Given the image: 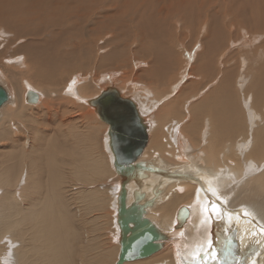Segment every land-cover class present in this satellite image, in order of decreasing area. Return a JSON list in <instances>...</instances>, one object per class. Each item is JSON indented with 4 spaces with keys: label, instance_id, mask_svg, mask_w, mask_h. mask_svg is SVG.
<instances>
[{
    "label": "bare ground",
    "instance_id": "obj_1",
    "mask_svg": "<svg viewBox=\"0 0 264 264\" xmlns=\"http://www.w3.org/2000/svg\"><path fill=\"white\" fill-rule=\"evenodd\" d=\"M234 1L242 0H225L231 8ZM77 2L82 5L71 8ZM189 2L4 0V6L22 15L35 10L38 21L30 20L36 24L45 15V22L24 36L41 40L48 55L44 65L34 43L23 46L0 27V41L7 37L6 52L14 53L6 59L3 71L20 91L19 98L9 92L0 75V84L9 94L0 108V264H116L121 181L108 145V124L99 119L93 104L102 93L134 103V114L146 130V144L138 160L151 162L168 175L151 171L140 188L133 181L125 186L126 204L140 190L143 197L138 199L148 204L145 217L168 232L169 238L156 253L122 264H264V0H246L241 5L247 12L244 17L240 11L220 15L208 1L190 10L188 5L194 1ZM131 11L137 19L134 26L141 31L133 37L138 43L133 49L114 27L119 17L127 19ZM0 12V23L8 20L6 27H22L11 15ZM171 19L178 20L179 26L172 22L173 36L169 37L163 30ZM204 20L209 25L205 34L200 31V37L196 28ZM231 23L248 27L240 29L234 42L228 31ZM105 29L116 34L105 37L100 46L104 50L97 52L99 44L89 43L99 41L97 36ZM126 29L135 35L134 28ZM152 34L160 37L159 44L148 40ZM199 38L201 64L197 62L190 70L199 75V81L185 84L176 93V83L187 71L181 69L171 80L170 75L181 68V58L176 62L179 47L173 46ZM231 48L234 50L227 55ZM91 50L96 53L89 54ZM190 53L184 54L186 68ZM148 55L157 61L146 70L130 67V61ZM230 55L237 57L238 67L231 64V57L227 59ZM89 59L97 63L93 75H71L73 69L86 70ZM140 65L137 61L136 67ZM126 67L129 71L123 75L125 82L130 81L131 93H125L114 77L118 69ZM101 76L106 79L98 84ZM158 77L159 81L153 80ZM65 80L68 84L60 88ZM141 82L161 89V101L173 91L176 95L160 107V100L153 98L155 91L142 89ZM110 87L118 96L108 91ZM29 95L34 101H27ZM44 99L46 104H42ZM49 99L65 102L54 105ZM181 100L186 103L180 104ZM69 104L87 108L91 119L83 118L85 114L73 115ZM39 105V113L33 114ZM4 145L8 151L4 152ZM103 180L110 185L102 186ZM78 184L82 186L75 191ZM213 206L221 212L216 213ZM107 207L112 214L105 223L100 213L108 211ZM180 207L187 208L188 214L175 230ZM107 228L106 242L98 243L97 236ZM87 233L91 238L85 237Z\"/></svg>",
    "mask_w": 264,
    "mask_h": 264
},
{
    "label": "water",
    "instance_id": "obj_2",
    "mask_svg": "<svg viewBox=\"0 0 264 264\" xmlns=\"http://www.w3.org/2000/svg\"><path fill=\"white\" fill-rule=\"evenodd\" d=\"M108 91L118 96L114 88L110 87ZM26 99L34 101L35 97L29 95ZM8 100L9 94L5 86L0 84V108ZM114 101H118L119 104H112ZM93 104L99 119L108 124V145L114 156L113 166L121 181L117 212L120 252L116 264H122L125 261L145 258L156 253L164 247L169 238L168 232L160 230L145 217L144 213L148 204L138 199L143 197L140 190L136 193V189L131 203L126 204L125 186L129 181H133L140 188L151 171H156L161 175H167V173L157 169L151 162L138 160L146 144V130L144 125L138 123L141 119L134 114V103L120 96L114 100L112 96L109 97L102 93L96 100H93ZM117 105L119 109H116ZM174 176L192 179L186 175ZM187 214V208H179L175 230L182 226Z\"/></svg>",
    "mask_w": 264,
    "mask_h": 264
},
{
    "label": "rangeland",
    "instance_id": "obj_3",
    "mask_svg": "<svg viewBox=\"0 0 264 264\" xmlns=\"http://www.w3.org/2000/svg\"><path fill=\"white\" fill-rule=\"evenodd\" d=\"M191 1H194V2H191V4H190V2ZM200 1H202V0H197V2H195V0H187V2H189V4L190 5H188L189 6V8L188 9H190V10H192V8L194 7V6H196V7H202L203 6V4H205V5H207V1H208V4L209 5H211L210 7L211 8H213L214 7V11L215 12H217L218 14H220V15H222V14H224V13H228V14H230V13H235V12H237V11H240L241 12V14H242V17H244L245 15H246V10H244V6L242 7L241 5H244V2L246 1V0H242L241 2H239V3H237V2H233L232 3V8L230 7V5L228 4V3H226L225 2V0H204V1H202L203 2V4H202V2H200ZM215 1H218V2H215ZM220 1V2H219ZM205 2V3H204ZM195 4V5H193V4ZM200 3V4H199ZM212 3V4H211ZM3 4H5L4 3V0H0V5H2V7L0 6V11H5V14H3V15H11V17L14 19V21L16 22V21H19L20 22V24L22 23L23 25H22V27L21 26H14V25H12V27L10 26V25H8V27H6L5 25H6V21H8V20H5L3 23H0V27L3 29V30H5L6 29V32H9V34H11L13 37H15L14 39V41H19L23 46H25V45H27V44H31V43H34V48L36 49V51L40 54V59H41V61H43V63H44V65H45V59H46V57H47V55H48V53L46 52V50H45V48H44V44H43V42L41 41V40H39V39H37V38H35V41H34V39H32V40H30V38L29 37H25L24 35H26V33H27V31H29V30H32V31H34V29L37 27V24L38 25H40V23H43V22H45V19L46 18H44L45 17V15L44 16H42L41 18H39V22L36 24L35 22H31V18H34L33 20H36V21H38V19L36 18V16H37V12L35 11V10H32L30 13H27L26 15H22V13H21V11H18V10H12L11 11V8L10 7H8V6H4ZM202 4V5H201ZM221 4V5H220ZM234 4H236V5H234ZM16 5H17V3H16ZM80 5H82V4H80V3H75V4H73V5H71V8L72 7H74V6H80ZM205 5H204V9H205ZM221 6V7H220ZM238 7H240L239 9H238ZM224 8V9H223ZM20 10H21V8H19ZM73 10H76V11H78V9H73ZM219 10V11H218ZM242 10V11H241ZM174 11V10H173ZM213 11V10H212ZM212 11H211V13H212ZM222 11V12H221ZM7 12H8V14H7ZM66 12H68V11H66ZM132 12H134V11H131V12H129V13H127L129 16H128V18L127 19H125V18H121V17H119L118 18V21L115 23V26L114 27H116V29H115V31L118 29V32H119V34H123L122 36H126L125 37V39H129V40H127V43H129V45H133V47H132V49L133 48H136L137 46H138V43H136L135 44V40L133 39V37H136L137 36V34H139V32H141L138 28H136L135 26H134V21H136L135 23L137 24V19H136V16H133V14H132ZM246 12V13H245ZM0 13H2V12H0ZM216 13V14H217ZM131 14V15H130ZM2 15V16H3ZM80 15V17L82 18V16H83V13H81V14H79ZM88 15V13L85 15L84 14V17L83 18H85L86 16ZM10 17V16H9ZM21 17V18H20ZM16 19V20H15ZM122 20V21H121ZM172 20V21H171ZM170 21H169V27H165L164 28V30H163V35L165 34L166 36H173L172 35V32H171V29H170V26H171V24H172V22H175L177 25L179 24V22H178V20H174V19H171ZM41 21V22H40ZM121 21V22H120ZM177 21V22H176ZM206 21V22H205ZM120 22V23H119ZM199 22V24L197 25V28H196V31H197V33L200 35V37L201 36H203L202 34H200V31L202 30V32L205 34V32H206V27H207V25H209V21L208 20H204V21H198ZM203 22H205L204 23V25L202 24ZM31 23V24H30ZM34 24H35V26H34ZM135 24V25H136ZM3 25H4V27H3ZM118 25L121 27H118ZM124 26V27H123ZM127 26H129V27H132V28H134V30H135V35H132V34H134V32L133 33H129L128 32V29H126L127 28ZM179 26V25H178ZM245 26V25H244ZM243 25H241V26H235V25H233L232 23L231 24H229V29H228V31L229 32H231L232 31V39H233V42L238 38V36L241 34V31H240V29H247V28H245ZM15 29H14V28ZM205 27V28H204ZM241 27V28H240ZM123 29V30H122ZM237 29H239V30H237ZM56 31V30H55ZM199 31V32H198ZM234 32V33H233ZM236 32V33H235ZM248 32H250L251 34H256V31H248ZM112 33V31L110 30V29H105V30H103L102 31V34L101 35H98L97 36V38L98 39H100L99 41H93L92 43H89L90 45H92V44H96V43H98L99 44V46L96 48V50H97V52H100L101 50H104V48L103 47H100V46H103L104 45V43H105V37L107 38L108 37V35H109V37L111 36V35H113V34H116L115 32H113V34H111ZM119 34H117L116 35V37H121ZM235 34V35H234ZM18 35H21V36H19V38H16ZM127 35H128V38H127ZM131 35V36H130ZM153 36H150V37H147L148 38V40H150L152 43H154V44H159L160 42H159V40H160V37L159 36H156V35H154V34H152ZM234 35V36H233ZM238 35V36H237ZM118 37V38H119ZM157 37V38H156ZM131 38V39H130ZM146 38V39H147ZM124 39V40H125ZM231 39V40H232ZM39 40V41H38ZM230 40V43H233L232 41ZM4 41V42H3ZM13 41V42H14ZM32 41V42H31ZM119 41H121V40H119ZM161 41V40H160ZM1 43H0V75H1V78H2V82L7 86V88H8V90H9V92H11V93H15V96L17 97V98H19L18 96H20V91H18V89L16 88V86H15V84L13 83V81L11 80V78H10V76H9V74H7V73H5L3 70L6 68V66H5V62H6V59H8V58H13L14 56V53L11 51H7L6 52V47H5V45H6V43H9L10 41H9V39L7 38V37H5V39L3 38L1 41H0ZM186 42H188V41H186ZM183 43V44H178V42H175V45L176 46H173V48L174 49H176L177 47H179L177 50H176V52H177V54H176V62L178 61V58H181V68H179L178 69V67H177V70L172 74V75H170V78L171 77H176V76H179V74H180V71H181V69H185L186 71H187V74H186V76L184 77V78H182V79H180V81H178L177 83H176V88L177 89H175L176 91H173L172 93H171V95L170 96H168L166 99H164L163 101H161V97H162V95L161 96H158V95H160V91H161V89H159V88H155V86L153 85V84H148V86L147 85H145V84H142V82L141 83H139V85H141V88L142 89H146V90H149V91H155L154 92V95H153V98H155V99H159L160 100V107H165L167 104H169L173 99H174V97H175V95H176V93H178L179 91H180V89L185 85V84H187V83H189V82H192V81H194V80H197V81H199L198 79V77H199V75H197L196 76V74L195 73H191L190 72V70L193 68V67H195V66H197L198 65V63L197 62H199V64H201V59L198 57V54H200V53H202L203 52V46H202V43H201V38H199L198 40H194V41H192L191 43H194V44H191L190 42H188V43ZM3 43V44H2ZM5 43V44H4ZM75 42L73 41L71 44L73 45ZM145 43V42H144ZM40 44V45H39ZM135 44V45H134ZM32 45V44H31ZM39 45V46H38ZM171 45V44H170ZM196 48H198V49H196ZM227 48H229V46L227 47ZM226 48V49H227ZM235 48H237V47H235ZM189 49V50H188ZM234 49L233 48H231V49H229L228 50V52H227V55L229 54V53H231L232 51H233ZM76 52H78V50H75ZM225 51H227V50H225ZM190 52H192L193 53V55H191V59L189 60L188 59V63H187V65H188V68H186V66H185V63L183 64V62H184V54L185 53H188V54H191ZM199 52V53H198ZM94 53H96V51H93V50H91V53H89V54H94ZM140 53H143V52H140ZM41 54H42V56H41ZM47 54V55H46ZM78 55L80 54V52L79 53H77ZM233 54V53H232ZM231 57V58H230ZM232 57H234V60H233V58ZM235 57L236 56H233V55H230L227 59H231V60H229L230 62H231V64L232 63H236V66H237V62H238V59L236 60L235 59ZM237 58V57H236ZM253 59H254V57H253ZM226 60V59H225ZM75 61L76 62H79V59H75ZM137 61H141V65L139 66V68L138 67H136V62ZM156 62L157 60L155 59V56L153 57V56H150V55H148L147 57H143V58H141V60H136V62L133 60V61H130V67L132 68V69H134L135 71H138V70H146L148 67H149V65L150 64H152L153 62ZM234 61V62H233ZM86 70H78V69H73L72 70V76H78L79 78H81V77H83V76H87V75H90V74H92L93 75V73H95L96 72V70H94L96 67H97V63L93 60V59H89V60H86ZM157 64V63H156ZM260 64H262V63H259V65ZM132 65H134V67L132 66ZM233 65V64H232ZM231 65V66H232ZM144 66V67H143ZM238 67V66H237ZM157 70H158V67H157ZM105 71L106 72H108L107 74H109V75H112V73H113V75H114V72H112V71H110V69H105ZM124 71H129V69L126 67V68H123V71H122V69H118V73H115L116 75H114V77L116 78V81H117V83H119L120 82V85H122V86H124V90L126 91L125 93H131V91H132V89H131V84L130 85H127V83H129L130 81H127V82H125V80H124V75H123V72ZM190 72V73H189ZM111 73V74H110ZM101 75H102V73H101ZM107 77H109L108 75H106ZM106 76H101V78L98 80V84L101 82V80H102V78H103V80H105L106 79ZM139 78L140 79H143L141 76H139ZM22 80H24L23 78H21ZM20 79V81L22 82V80ZM173 78H171V80H172ZM67 80H69L68 78H67ZM67 80H65L64 82H62L61 83V85H64L65 83V85L64 86H61L60 85V88L61 87H66V85L68 84V81ZM102 80V81H103ZM151 80V79H150ZM150 80H148V81H150ZM153 80H155V81H159L160 80V78L158 77V78H156V79H153ZM195 82V81H194ZM119 85V84H118ZM125 87H126V89H125ZM179 87V88H178ZM23 88V85L21 86V89ZM169 88L168 87H166L164 90L165 91H167V92H169V90H168ZM205 90V89H204ZM158 91V92H157ZM176 92V93H175ZM10 93V94H11ZM158 93V94H157ZM19 94V95H18ZM60 94V93H59ZM175 94V95H174ZM18 95V96H17ZM12 97V96H11ZM169 97H172V98H169ZM198 98V97H197ZM21 99V101H22V98H20ZM57 100V99H56ZM56 100H48L50 103H53L54 105H58L59 103H62V102H65V100H62V101H56ZM154 100V99H153ZM183 100V99H182ZM180 101L181 103L180 104H185L186 103V101ZM14 100H13V97H12V102H13ZM11 102V103H12ZM57 102V103H56ZM162 102V103H161ZM192 103H193V100L191 101ZM23 103H24V100H23ZM25 104V103H24ZM42 104H46V100L44 99L43 100V102H42ZM70 106V109H71V111L70 112H72V114L73 115H84L83 116V118H85V117H87V118H85V119H87V120H89V119H91L90 118V113H89V111H87L86 112V110H87V108H84V107H82L83 108V110H82V108H81V106L79 105V107L81 108V109H79V107H77L78 105H76V106H72V104H69ZM75 105V104H74ZM85 106H87V105H85ZM87 107H89L90 108V106H87ZM40 108H42L41 107V105H39L37 108H34V111H33V114H35V113H39V109ZM73 108V109H72ZM78 108V109H77ZM37 109V110H36ZM70 109H68V110H70ZM91 109V108H90ZM93 109V108H92ZM63 110V109H62ZM65 111V110H64ZM80 113V114H79ZM158 121H159V119H157ZM185 121H186V119H185ZM184 121V122H185ZM83 122H84V119H83ZM36 129H37V127H36ZM159 135H160V132H159ZM102 140H103V138H102ZM188 142H190V140H188ZM1 144H0V150H1ZM3 150H4V152L5 151H8L9 149L4 145V147H3ZM104 182H105V184H104ZM108 185H107V184ZM101 184H102V186H104V185H106V186H109L110 185V183L107 181H105V180H103V182L101 181ZM19 185H24V182H21L20 181V183H19ZM81 184H78L77 186H76V188H75V191H76V189H77V191L78 190H80V188H81ZM109 207V206H108ZM107 207V209H109L108 211L106 210V211H101V217H103L102 218V221L103 222H109L110 221V217H111V214H112V212L110 211L111 210V208H108ZM108 215V216H107ZM92 216H94V215H92ZM110 216V217H109ZM108 217H109V219H108ZM110 228V227H109ZM107 230H108V228L107 229H105V231H106V233H105V231H102V232H100L101 234H99L98 236H97V241H98V243H102V241H105L106 242V235L108 236V233H107ZM104 233V234H103ZM90 233H87L86 235H85V237H88L89 236V238H91V236L89 235ZM105 235V236H104ZM104 236V237H103ZM92 237H93V235H92ZM103 238V239H102ZM100 241H99V240Z\"/></svg>",
    "mask_w": 264,
    "mask_h": 264
},
{
    "label": "snow or ice",
    "instance_id": "obj_4",
    "mask_svg": "<svg viewBox=\"0 0 264 264\" xmlns=\"http://www.w3.org/2000/svg\"><path fill=\"white\" fill-rule=\"evenodd\" d=\"M213 209H214V211L216 212V213H220L221 212V210L219 209V208H215V206H213ZM205 211H207V209H205ZM244 215H248V213L247 212H245L244 213ZM229 219H231V215H229ZM208 247L209 248H211L212 247V244H211V242H209V245H208ZM211 255H215L214 253L213 254H211Z\"/></svg>",
    "mask_w": 264,
    "mask_h": 264
}]
</instances>
